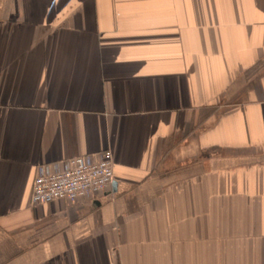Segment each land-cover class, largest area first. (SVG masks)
I'll return each instance as SVG.
<instances>
[{
	"label": "crops",
	"instance_id": "0c3cea01",
	"mask_svg": "<svg viewBox=\"0 0 264 264\" xmlns=\"http://www.w3.org/2000/svg\"><path fill=\"white\" fill-rule=\"evenodd\" d=\"M0 264H264V0H0Z\"/></svg>",
	"mask_w": 264,
	"mask_h": 264
},
{
	"label": "built area",
	"instance_id": "2783aa9c",
	"mask_svg": "<svg viewBox=\"0 0 264 264\" xmlns=\"http://www.w3.org/2000/svg\"><path fill=\"white\" fill-rule=\"evenodd\" d=\"M113 182V160L110 151L74 156L62 162L36 167L31 191L32 205L64 198L74 202L92 198Z\"/></svg>",
	"mask_w": 264,
	"mask_h": 264
},
{
	"label": "water",
	"instance_id": "95a60500",
	"mask_svg": "<svg viewBox=\"0 0 264 264\" xmlns=\"http://www.w3.org/2000/svg\"><path fill=\"white\" fill-rule=\"evenodd\" d=\"M112 183H113V185H115V182L114 181Z\"/></svg>",
	"mask_w": 264,
	"mask_h": 264
}]
</instances>
